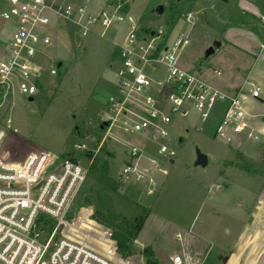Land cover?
Listing matches in <instances>:
<instances>
[{"label":"rangeland","instance_id":"obj_1","mask_svg":"<svg viewBox=\"0 0 264 264\" xmlns=\"http://www.w3.org/2000/svg\"><path fill=\"white\" fill-rule=\"evenodd\" d=\"M53 1L86 4L94 12H114L110 6L115 4V0ZM239 1L133 0L119 11L131 15L141 33L163 30V39L169 40L187 34L189 44L181 55L186 69L211 74L214 68H220L227 74L239 52L228 45L209 56L206 51L214 41L224 40L226 21L242 16ZM158 5L164 6L162 14L155 11ZM189 12L193 14V24L186 20ZM103 30L98 22L82 36L71 25L54 24L46 60L49 67L58 68L57 75L42 77L33 100L15 93L8 103L6 112L18 133L8 141L7 153L44 150L60 159L80 161L87 175L78 204L88 202L93 206L113 230L118 247L123 245L120 252L134 264H167L170 254L185 251L182 246L190 243V238L207 245L205 256L201 255L204 264H223V249L231 245L246 218L245 208L239 203L264 192V143L254 141L258 136L254 132L252 136L246 132L235 136L228 130L221 136L216 131L222 118L217 103L206 120L191 107L185 117L172 114L170 143L176 149L174 163L158 156L156 143L142 134L118 131L96 153L76 151V143L91 146L103 137L106 101L122 73L119 44L129 24L113 21ZM128 142L157 157L167 170L166 174L152 172L157 183L154 193H147L145 182L136 184L120 178L129 159ZM197 149L208 155L204 168L194 165ZM260 264H264V258Z\"/></svg>","mask_w":264,"mask_h":264},{"label":"built area","instance_id":"obj_2","mask_svg":"<svg viewBox=\"0 0 264 264\" xmlns=\"http://www.w3.org/2000/svg\"><path fill=\"white\" fill-rule=\"evenodd\" d=\"M132 1L115 0L110 6L114 12H94L86 4L1 0L0 264H134L120 252L113 230L93 206L78 204L87 175L80 161L60 159L44 150L6 151L8 141L18 133L6 112L8 103L15 93L34 97L45 74L57 75L58 68L49 67L46 60L54 24L71 25L82 36L98 22L104 30L113 21L129 24L119 44L122 73L106 101L105 133L95 145L76 143V151L96 153L118 131L142 134L154 141L158 156L172 163L176 156L170 143L172 114L185 117L191 107L206 120L220 102H227V107L217 132L221 136L228 130L253 135L244 104L248 97H260L259 85L246 80V86L228 93L199 72L186 69L181 55L189 44L188 35L181 33L169 40L163 39V30L153 31V35L139 32L136 20L119 11ZM186 20L194 23L192 12ZM127 147L130 161L123 166L120 178L136 184L145 182L147 193H154L157 183L152 172L167 173L162 161L135 143L128 142ZM204 263L201 255L182 251L170 254L167 264Z\"/></svg>","mask_w":264,"mask_h":264},{"label":"crops","instance_id":"obj_3","mask_svg":"<svg viewBox=\"0 0 264 264\" xmlns=\"http://www.w3.org/2000/svg\"><path fill=\"white\" fill-rule=\"evenodd\" d=\"M238 6L242 16H239L238 20L226 21L224 40H220L221 46L215 49L216 51L223 45H228L239 52L235 62H230L231 71L227 74L220 68H214L211 74H204L200 69L198 71L212 85L228 93H234L246 86V80L259 85L260 97H248L244 107L249 114L253 132L258 135L254 141L262 140L264 143V0H240ZM226 107L227 102H220L219 107L217 106L221 110L222 118ZM179 140L181 141V138ZM128 161L129 159L125 163ZM239 206L245 208L246 218L231 245L227 250L223 249L225 253L222 263L260 264L264 258V192L249 201H241ZM189 242H185L181 250H192L199 255L205 253L207 245L204 242L197 238H190ZM188 244L192 247H188Z\"/></svg>","mask_w":264,"mask_h":264},{"label":"water","instance_id":"obj_4","mask_svg":"<svg viewBox=\"0 0 264 264\" xmlns=\"http://www.w3.org/2000/svg\"><path fill=\"white\" fill-rule=\"evenodd\" d=\"M155 11L157 14H162L164 11V6L163 5H158L155 8ZM153 31L151 32V35H153ZM221 46V42L220 41H214L213 45L211 47H209L206 51V56H209L211 54H213L215 52V48L220 47ZM60 66V65H59ZM30 100H33V98H30ZM106 125L103 124L101 125V128H104V126ZM208 155L203 153L200 149L196 150V160L194 162L195 166H201V167H206L208 164ZM171 162H174L173 160Z\"/></svg>","mask_w":264,"mask_h":264},{"label":"trees","instance_id":"obj_5","mask_svg":"<svg viewBox=\"0 0 264 264\" xmlns=\"http://www.w3.org/2000/svg\"><path fill=\"white\" fill-rule=\"evenodd\" d=\"M261 155H262V158H263V164H264V147H263V149H262V152H261ZM103 166H106V163L104 162V164H102ZM122 244H120L119 245V248H120V251H121V249H122ZM122 252V251H121Z\"/></svg>","mask_w":264,"mask_h":264}]
</instances>
